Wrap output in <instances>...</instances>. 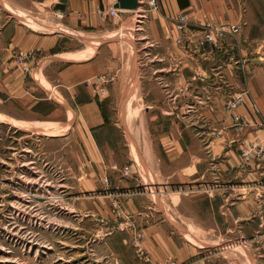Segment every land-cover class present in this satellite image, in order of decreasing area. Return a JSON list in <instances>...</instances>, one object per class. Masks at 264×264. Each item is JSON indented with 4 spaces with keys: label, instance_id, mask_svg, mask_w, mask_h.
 I'll return each mask as SVG.
<instances>
[{
    "label": "crops",
    "instance_id": "0c3cea01",
    "mask_svg": "<svg viewBox=\"0 0 264 264\" xmlns=\"http://www.w3.org/2000/svg\"><path fill=\"white\" fill-rule=\"evenodd\" d=\"M144 3L113 16L115 0H67L62 10L58 0H0V122L48 138L71 134L104 169L129 166L149 182L201 185L196 196L210 205L205 219L193 216V239L249 246L264 264V162L242 168L240 158L264 141V0ZM179 15L188 30L177 28ZM207 24L239 33L202 46L196 31ZM20 57L29 75L15 67ZM240 95L244 103L227 109ZM235 117L249 126L238 131ZM216 167L235 171L218 181L221 189L212 187ZM178 222L146 228L154 261L229 264L225 252L203 254L198 245L190 252L169 233Z\"/></svg>",
    "mask_w": 264,
    "mask_h": 264
},
{
    "label": "rangeland",
    "instance_id": "374dc122",
    "mask_svg": "<svg viewBox=\"0 0 264 264\" xmlns=\"http://www.w3.org/2000/svg\"><path fill=\"white\" fill-rule=\"evenodd\" d=\"M22 71L29 75V70ZM244 151L242 168L264 162L247 160ZM85 156L71 134L48 138L0 122V264H150L147 258L154 264H179L175 257L154 261L147 249L146 228L167 219L175 226L180 222L169 233L190 252L198 245L203 254L225 252L229 264H256L249 246L224 249L222 243L193 239L198 231L192 230L193 216L196 223L199 217L205 219L210 205L209 199L196 196L204 189L201 185L149 182L125 174L129 166L104 169ZM216 170L220 180L214 189L220 188L218 181L224 185L225 173L235 172ZM248 186L249 193L256 191L257 185ZM197 200L203 203L194 210L191 205ZM221 202L217 198L216 206ZM258 204L264 206L263 197ZM218 234L216 239L224 230Z\"/></svg>",
    "mask_w": 264,
    "mask_h": 264
},
{
    "label": "built area",
    "instance_id": "2783aa9c",
    "mask_svg": "<svg viewBox=\"0 0 264 264\" xmlns=\"http://www.w3.org/2000/svg\"><path fill=\"white\" fill-rule=\"evenodd\" d=\"M142 1L145 2L144 4L148 8L155 9L158 7L160 0H142ZM118 3H119V0H115V4H118ZM117 11L118 9L113 6L111 8L110 14L115 16ZM175 21H176L177 28L179 30L181 31L188 30L189 22L187 21L185 16L179 15L176 17ZM196 32H200L204 35V38L202 39V43H201L202 46L209 44L214 47H219L220 43L227 35L238 34L239 28L234 27V26H229V25L211 26L210 24H207L204 27H202L200 31H196ZM17 61L23 65V60L21 57ZM23 66L25 67V70H27L26 65H23ZM243 103H244V95H240L239 97H237L236 99L228 103L227 109L229 110L236 109L237 107L241 106ZM235 121L237 125H240L241 127L240 130L242 128H246L249 126L240 117H235ZM259 124L262 128H264V119H262ZM245 150H247V151H244V154L247 160L254 161L255 159H264V141L259 142V143H253L249 146L248 149H245ZM123 170L125 174H128L130 172V169L128 167H125ZM149 260L150 259L148 258L146 259V261L149 262L150 264H154L150 262ZM158 264H172V263L169 261H165V262H161Z\"/></svg>",
    "mask_w": 264,
    "mask_h": 264
},
{
    "label": "water",
    "instance_id": "95a60500",
    "mask_svg": "<svg viewBox=\"0 0 264 264\" xmlns=\"http://www.w3.org/2000/svg\"><path fill=\"white\" fill-rule=\"evenodd\" d=\"M58 2L57 9L62 10L67 0H58ZM136 7L137 0H119V3L116 5L117 9H135Z\"/></svg>",
    "mask_w": 264,
    "mask_h": 264
}]
</instances>
